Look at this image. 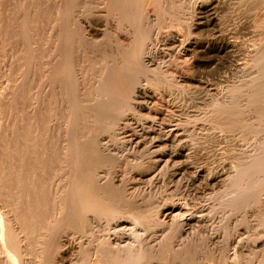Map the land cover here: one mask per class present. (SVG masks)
Segmentation results:
<instances>
[{
	"label": "bare ground",
	"instance_id": "6f19581e",
	"mask_svg": "<svg viewBox=\"0 0 264 264\" xmlns=\"http://www.w3.org/2000/svg\"><path fill=\"white\" fill-rule=\"evenodd\" d=\"M128 2L101 3L106 10H97V15L103 17L104 23L95 36L89 33L88 22L73 10L75 28L67 25L47 28V42L42 45L46 52L44 60L37 59L41 45L30 43L32 66L37 69L35 77L30 73L28 93L30 169L28 166L22 171H14L13 167L1 169L0 155V264H62V254L67 248L75 256L71 264H107L104 257L110 255L124 264H226L229 255L233 264H264V209L256 210L254 227L259 230L255 229L253 234H249V224L243 227L244 234L231 231L239 222L229 218L248 198L256 199L264 193V143L245 154L231 174L223 178L224 193L230 195L223 209L227 211L226 218L216 217V210L211 208L207 217L175 218L157 236H142L147 200L128 193L117 172L122 167L140 180L154 168V163H143L145 153L139 150L138 141L134 143L130 139L134 144L131 146L115 136L100 139V134H113L118 126L115 114L105 107L109 99L115 97L123 103L133 99L151 102L160 99L154 91L134 85L129 78V72L139 69L142 50L140 38L134 35V19L145 24L150 21L144 11L128 10ZM172 5L171 0H166L163 8ZM210 6L200 10V15L209 12ZM259 10L263 22L264 1ZM162 11L170 14L174 10ZM207 15L200 19L205 26L212 19ZM101 28L107 29V37ZM74 30L81 32L87 53L100 54L95 74L97 87L93 92L79 89L81 85L70 64L69 50L63 43ZM129 32L132 39L127 45L120 34L127 36ZM229 39L223 38L220 43L224 53L237 47V41ZM196 46L185 44L183 49L197 53ZM248 56L256 69L254 75L245 74L236 87L222 89L209 103L206 118L241 130L249 129L250 134H264V37ZM151 66L145 62L153 83L157 78ZM111 69L119 75L113 78ZM1 86L3 93L6 86L4 83ZM5 93L8 96L10 92ZM148 133L140 132L138 138L150 137L152 143L156 141L151 143L154 147L168 144L169 140L159 133ZM194 176L203 178L198 173ZM208 176L203 182L215 187L219 177ZM115 221L129 225L130 243L112 248L107 231ZM98 228L101 231L97 232Z\"/></svg>",
	"mask_w": 264,
	"mask_h": 264
},
{
	"label": "rangeland",
	"instance_id": "374dc122",
	"mask_svg": "<svg viewBox=\"0 0 264 264\" xmlns=\"http://www.w3.org/2000/svg\"><path fill=\"white\" fill-rule=\"evenodd\" d=\"M6 1L0 0V88L4 83L5 89L9 87L10 91H7L9 88L2 89L3 94L0 89V95L3 94L0 96V100L3 99L0 101V122H3L0 123L3 129L0 133L5 135H0L3 137L0 140L1 169L13 167L14 171H22L30 169V73L34 77L37 74L36 67L32 66L30 43L41 45L37 59L44 60L46 52L42 45L47 42V28L59 25L75 28L73 10L80 13L81 20L88 22L90 35H97L99 26L104 23L97 10H106L102 9L101 3L107 0ZM128 1L131 7L128 10L144 11L150 21L145 24L134 19V35L136 39L140 38L142 50L139 69L129 72V78L134 85L154 91L156 98L160 99L152 102L133 99L130 103L119 102L115 97L109 99L105 107L115 114L118 126L113 134H100V139L115 136L131 146L138 141L139 150L145 153L143 163H154V168L140 180H136L135 173L122 167L117 172L128 193L147 200L142 236H157L175 218L189 215L207 217L211 208L216 210V217L226 218L227 211L223 209L230 195L224 193L222 180L231 174L232 168L245 154L264 143V134H250L249 129L241 130L238 126L208 120L206 113L209 103L222 89L236 87L246 77L243 76L245 74L254 75L256 69L248 53L264 37L263 13L259 10L264 0H171L173 5L166 8H163L166 0ZM9 2H13V7ZM4 3L12 8L4 7ZM208 4H212L207 8L212 10L209 11L211 14L207 11L200 15V10ZM162 10L174 11L166 14ZM206 15L213 20L210 18V24L205 26L204 20L200 19ZM101 30L107 37V29ZM221 35L237 41L236 50L224 53L219 48L223 39ZM131 36L130 32L127 36L120 34L127 45L131 44ZM63 43L69 50L70 64L81 85L79 89L87 93L95 91L100 54L85 51L86 41L77 30ZM191 43L197 45V53L184 51L183 46ZM145 62L155 68L157 79L153 83L148 78L151 74L146 70ZM111 74L113 78L119 75L113 69ZM5 92H10L7 93L9 97ZM140 132L159 133L169 140L168 144L154 147L152 144L156 141L152 143L150 137L139 139ZM130 139L133 142H129ZM195 173L206 178L201 180L200 176L198 179ZM215 174L219 177L215 187L203 182L208 180V175ZM240 205L242 207L229 217L231 221L239 222L238 227H232L231 231L235 229L244 234L243 227L249 224V234H253L255 229L259 230L254 224L256 210L264 209V193L256 199L250 197ZM244 222L245 225L240 226ZM107 235L112 248L130 243L129 225L125 222H113ZM62 256V264L75 261L70 248ZM230 258L231 255L226 264H233ZM104 260L107 264H124L114 255L106 256Z\"/></svg>",
	"mask_w": 264,
	"mask_h": 264
}]
</instances>
